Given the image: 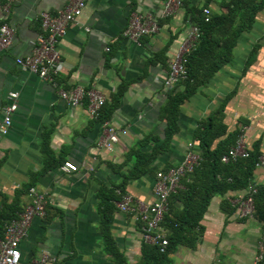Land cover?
<instances>
[{
  "label": "crops",
  "instance_id": "obj_1",
  "mask_svg": "<svg viewBox=\"0 0 264 264\" xmlns=\"http://www.w3.org/2000/svg\"><path fill=\"white\" fill-rule=\"evenodd\" d=\"M72 1L15 0L9 15L4 11L7 3L0 2V26L7 23L15 33L12 45L0 53V125L9 95H19L10 133L0 137V207H11L18 194L33 184L49 202L47 217L35 219L20 244L24 264H36L43 256L51 258L48 264H114L102 232L99 194L105 188L120 186L128 169L117 168L131 149L146 138H164L167 125L160 111L167 99L163 83L170 68L150 63L168 47L171 60L191 28L183 7L172 16H164L167 0H88L81 17L59 41L61 88L97 91L111 104L123 85H131L108 121L120 137L108 151L98 146L103 123L89 113L88 99L71 107L52 84L20 68L21 61L33 54L32 44L41 35L42 15L57 16ZM228 1L190 0V4L221 13V5ZM135 12L161 24L159 34L146 37L139 45L124 36ZM258 46L257 59L246 70L250 54ZM224 105L231 131L242 128L249 150L261 140L264 159V10L252 31L239 39L232 62L182 107L181 130L171 150L157 158L148 175L127 188L135 208L154 205L158 173L178 167L188 156L190 145H194L192 152L196 151L194 134L200 122ZM47 138V156L53 159L50 169L44 148ZM152 149L150 144L144 152ZM66 162L74 163L79 171L65 174L61 168ZM255 180L264 184V167L258 169ZM247 195L228 194L220 197L221 204L216 197L202 222L206 232L201 244L196 250L180 248L172 264L180 257L182 264H239L237 256L256 257L263 245L262 225L258 222L260 234L251 235L247 226L257 221L240 217L237 208ZM224 201L237 208L228 219L221 209ZM28 204V194L21 196L20 208L24 210ZM116 209L111 236L128 263L138 264L144 246L141 212L128 214Z\"/></svg>",
  "mask_w": 264,
  "mask_h": 264
},
{
  "label": "trees",
  "instance_id": "obj_2",
  "mask_svg": "<svg viewBox=\"0 0 264 264\" xmlns=\"http://www.w3.org/2000/svg\"><path fill=\"white\" fill-rule=\"evenodd\" d=\"M8 1L0 0L3 4ZM182 2L183 8L187 10V20L191 26L200 30L201 38L195 51L186 58V77L167 94L166 103L161 108V118L167 125L165 136L161 139L146 138L131 149L124 164L117 168L118 171L128 169L120 186H116L115 189L105 188L99 194L102 232L107 252L112 256L114 264H129L125 255L117 249L111 236V226L117 212L116 203L121 202L128 195L127 188L132 182L139 181L149 174L152 164L160 155L171 150L173 140L181 130L182 107L232 62L239 39L245 33L252 31L258 16L264 10V0H230L221 5V13L211 11L207 21V16L204 14L206 9L191 6L190 0H182ZM175 39L176 37L173 41ZM259 50L260 46L255 47L250 54L246 70L255 63ZM168 52L169 47L158 54L150 64H161L168 68L170 62ZM130 86V84L123 85L114 101L103 107L100 123L111 119L119 108L120 99ZM225 105L200 122L194 134V142L197 143L194 153H198L200 162L192 173L185 175L181 189L173 193L169 199V211L161 226L169 241L167 251L162 253L159 248L144 243L142 258L138 264H172V258L180 248L196 250L206 232L202 222L212 201L216 197H225L236 192H247L252 196L254 207L252 217L262 225L264 245V184L259 185L255 180L256 172L261 169L258 166L263 157L262 141L259 140L252 146L248 158H240L224 164L223 157L245 134L239 126L231 131L226 123ZM150 144H153L152 151L144 152L146 146ZM48 145L47 138L44 148L48 157L47 169H50L53 159L47 156ZM33 186L34 184L28 190ZM28 190L18 194L11 207L7 209L0 207V240L4 237L7 226L25 211L20 208V197L27 195ZM221 209L227 219L237 211V208L232 207L228 201L222 203ZM244 220L246 219H241ZM262 253L263 259L259 264H264V250Z\"/></svg>",
  "mask_w": 264,
  "mask_h": 264
},
{
  "label": "built area",
  "instance_id": "obj_3",
  "mask_svg": "<svg viewBox=\"0 0 264 264\" xmlns=\"http://www.w3.org/2000/svg\"><path fill=\"white\" fill-rule=\"evenodd\" d=\"M13 1L15 0H9L5 6L4 11L7 15L11 12ZM87 2L88 0H73L57 16H53L50 13L43 14L41 17V35L32 44L34 48L33 54L21 61L20 68L24 73L32 74L42 81L52 84L53 87L58 89L60 98L71 107H79L88 99L89 113L96 121H99L100 113L106 105L105 99L99 92H90L81 87L66 90L61 88L58 82L62 61L57 46L59 41L66 35L70 25L81 17ZM182 7V0H167L164 7V16H172ZM204 14L207 16L208 21L211 11L206 9ZM160 30L161 26L155 18L135 12L130 18L124 36L130 42L139 45L144 38L159 34ZM14 34V30L9 24L6 23L0 26V53L12 45ZM200 38V30L191 26L184 43L169 62L170 72L163 83L167 94L186 77V58L195 51ZM8 100L9 103L3 109L4 120L0 125V137H6L10 133L13 125V116L18 110L19 95L12 93L9 95ZM119 141V134L111 127L110 123H103V136L99 140V148L112 151ZM192 148H194V145H190L188 156L178 167L158 173L155 188L156 202L154 205L148 207L140 205L135 208V201L130 195L125 196L121 202L116 204V207L122 213L141 212L139 221L142 224L143 242L159 248L162 253L166 252L169 246L166 234L161 228L169 211V199L173 193L181 189V182L185 175L192 173L200 162V157L192 152ZM248 157L249 149L243 137L223 157L222 162L229 164L237 159ZM258 167H264V159H261ZM61 169L68 175L79 171V168L72 162H66ZM28 199L29 204L25 211L7 226L5 235L0 240V264H24L20 244L28 236L34 220L47 217L49 202L45 194L33 187L29 190ZM237 204L240 217L253 216L254 207L251 195L248 194L244 200L239 201ZM263 250L264 246L261 245V253L255 258L254 264H259L262 261ZM50 261L51 258L49 256H43L41 261L36 264H48Z\"/></svg>",
  "mask_w": 264,
  "mask_h": 264
},
{
  "label": "rangeland",
  "instance_id": "obj_4",
  "mask_svg": "<svg viewBox=\"0 0 264 264\" xmlns=\"http://www.w3.org/2000/svg\"><path fill=\"white\" fill-rule=\"evenodd\" d=\"M221 199L222 198H216V200L218 201V203L219 204H221L220 203V201H221ZM220 200V201H219ZM215 205H217V202H215ZM252 227L250 226V224L247 226L248 227V229H251L250 230V233H251V235H254L255 236V233H257V234H260V230L258 231V228L260 227V224L258 223V222H253L252 223ZM257 231V232H256ZM260 236V235H259ZM259 236H257V238H259ZM262 239V238H261ZM186 250V249H185ZM261 253V248L260 247H258V251H257V254H256V257L259 255ZM182 255H185V254H182ZM255 255L252 257H248V256H245V257H241V258H239L238 256H237V260L239 261V264H254V260H255ZM184 262V259L183 258H177L176 260H175V263L176 264H182ZM235 264H238V263H235Z\"/></svg>",
  "mask_w": 264,
  "mask_h": 264
},
{
  "label": "clouds",
  "instance_id": "obj_5",
  "mask_svg": "<svg viewBox=\"0 0 264 264\" xmlns=\"http://www.w3.org/2000/svg\"><path fill=\"white\" fill-rule=\"evenodd\" d=\"M247 196H248V195H247ZM247 196H246V197H247Z\"/></svg>",
  "mask_w": 264,
  "mask_h": 264
}]
</instances>
